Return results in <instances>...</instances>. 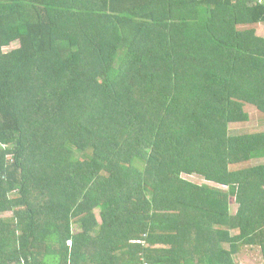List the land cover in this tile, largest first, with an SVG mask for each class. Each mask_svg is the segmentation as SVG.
I'll return each mask as SVG.
<instances>
[{
    "label": "trees",
    "instance_id": "trees-1",
    "mask_svg": "<svg viewBox=\"0 0 264 264\" xmlns=\"http://www.w3.org/2000/svg\"><path fill=\"white\" fill-rule=\"evenodd\" d=\"M249 105L264 0H0V264H264Z\"/></svg>",
    "mask_w": 264,
    "mask_h": 264
},
{
    "label": "rangeland",
    "instance_id": "rangeland-1",
    "mask_svg": "<svg viewBox=\"0 0 264 264\" xmlns=\"http://www.w3.org/2000/svg\"><path fill=\"white\" fill-rule=\"evenodd\" d=\"M19 44L17 42H14L11 46L5 47V51H9L13 48L18 47ZM248 112L251 114V120L243 125L240 126H231V130L234 133H240V132H254V129L256 128H262L264 129V118L262 117L261 113L254 108L253 106L249 105L247 107ZM263 121L261 122V120ZM260 163L264 162V158L256 159L253 161V163ZM187 179L198 182V183H206L207 181L204 179L203 176H199L196 174L193 175H184ZM237 209V205H232L231 211L235 212ZM5 216H10L12 215L11 212H8L4 214ZM239 261L242 264H263L262 258H260V255H258L256 252L251 251V250H245L243 253H241Z\"/></svg>",
    "mask_w": 264,
    "mask_h": 264
},
{
    "label": "crops",
    "instance_id": "crops-1",
    "mask_svg": "<svg viewBox=\"0 0 264 264\" xmlns=\"http://www.w3.org/2000/svg\"><path fill=\"white\" fill-rule=\"evenodd\" d=\"M233 205H235V204H233Z\"/></svg>",
    "mask_w": 264,
    "mask_h": 264
}]
</instances>
